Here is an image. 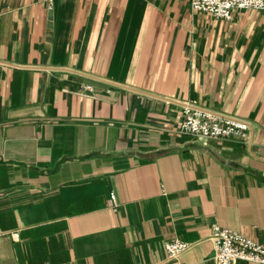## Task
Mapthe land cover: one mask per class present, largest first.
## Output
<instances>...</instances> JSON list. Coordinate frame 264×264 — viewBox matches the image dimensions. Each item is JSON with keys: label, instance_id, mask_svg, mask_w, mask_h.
<instances>
[{"label": "crops", "instance_id": "1", "mask_svg": "<svg viewBox=\"0 0 264 264\" xmlns=\"http://www.w3.org/2000/svg\"><path fill=\"white\" fill-rule=\"evenodd\" d=\"M215 224L264 244V10L0 0V264H216Z\"/></svg>", "mask_w": 264, "mask_h": 264}, {"label": "built area", "instance_id": "2", "mask_svg": "<svg viewBox=\"0 0 264 264\" xmlns=\"http://www.w3.org/2000/svg\"><path fill=\"white\" fill-rule=\"evenodd\" d=\"M191 7L195 11L207 12L218 18L231 19L235 9L264 10V0H191ZM249 127L250 123L245 119L186 105L177 129L185 134L224 139L233 136L244 138ZM111 198L114 201V193ZM7 234L9 233L0 230V236ZM10 234L18 236L16 231ZM211 237L216 248V264H234L238 260L264 264L263 243L218 224L213 226ZM190 247L191 243L182 239L165 243L166 254L170 259L176 258Z\"/></svg>", "mask_w": 264, "mask_h": 264}]
</instances>
